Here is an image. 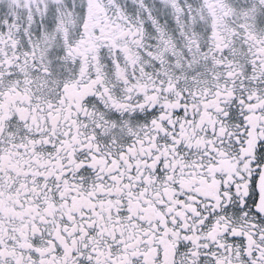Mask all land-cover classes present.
I'll return each mask as SVG.
<instances>
[{"label":"snow or ice","instance_id":"obj_1","mask_svg":"<svg viewBox=\"0 0 264 264\" xmlns=\"http://www.w3.org/2000/svg\"><path fill=\"white\" fill-rule=\"evenodd\" d=\"M0 264H264V0H0Z\"/></svg>","mask_w":264,"mask_h":264}]
</instances>
